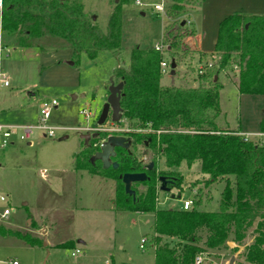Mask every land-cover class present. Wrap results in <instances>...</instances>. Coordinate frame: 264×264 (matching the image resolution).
<instances>
[{"label": "rangeland", "instance_id": "rangeland-1", "mask_svg": "<svg viewBox=\"0 0 264 264\" xmlns=\"http://www.w3.org/2000/svg\"><path fill=\"white\" fill-rule=\"evenodd\" d=\"M78 1L87 18H94L92 21L101 30H105L111 12L119 4L120 54L102 52L91 60L83 52L75 56L59 39L38 38L32 40L29 47L20 48L13 35H2L8 53L4 51L0 55V72L8 77L9 87L0 88V124L7 125L4 117L18 123L19 114L28 112V125L36 126L41 104L55 100L56 107L47 120V126L55 130L54 137L44 138L42 131L34 130L30 146L26 142H15L0 150V195L6 197V201L0 203V213L3 208L10 210L7 218H0V264H154V248L146 237L150 234L152 216L115 211L114 181L74 170L73 157L100 132L128 128L126 121L121 128L113 124L110 117L102 126H97L96 121L107 99L110 82H119L113 70L127 68L131 49L162 45L165 26L172 21L176 29L178 24H188L190 19L200 33L207 6L202 5L205 0H193L194 6L187 4L183 13L172 17L167 13L172 0H138L141 6L119 0ZM160 3L164 11L156 12L153 6ZM184 38L182 44L171 49L172 54L163 53L162 57L169 63L172 57L175 59L173 85L191 88L198 85V71L209 67L216 58L200 56ZM184 46L189 49L186 54L182 52ZM47 52L56 53L58 59L47 58L40 65L36 53ZM215 77L222 86L221 114L216 124L230 130L239 128L240 134L245 133L249 140L260 142L262 137L256 134L260 132L258 122L264 111V96L240 95L230 74L220 73ZM161 84L172 85L170 65ZM84 108L91 115L87 122L78 114ZM81 136H88L87 140ZM140 150L139 147L137 156H141ZM151 157L143 156L142 161L147 164ZM39 171H44V176ZM177 171L181 176L180 199L170 198V195H178L176 190L169 194L158 191L157 206L180 208L184 200L201 195V209L215 210L223 183L204 186L206 176L200 174L198 163L190 169L181 164ZM137 187L142 189L140 185ZM23 202L27 205L23 206ZM20 235L31 237L39 246L27 244ZM142 238L147 242L141 250ZM165 240L170 242L165 238L162 242ZM252 240L253 237L248 236L244 245H237L242 247L238 255L241 264H246L242 253ZM208 252L202 258L204 264H214L216 255L228 258L232 253L231 250Z\"/></svg>", "mask_w": 264, "mask_h": 264}, {"label": "trees", "instance_id": "trees-1", "mask_svg": "<svg viewBox=\"0 0 264 264\" xmlns=\"http://www.w3.org/2000/svg\"><path fill=\"white\" fill-rule=\"evenodd\" d=\"M187 4L194 6L193 0H172L168 15H180ZM174 26L173 21L165 26L162 45L166 49L135 47L130 51L127 68L113 70L114 77L123 83V114L116 125L123 128L126 121L128 128L100 132L74 155L73 168L114 181L115 211L152 216L146 237L154 248V264H195V258H203L208 251L228 250L227 242L244 245L248 236L253 240L244 247V262L264 264V120L258 123L263 135L260 142L244 141L239 128H220L216 119L221 114L222 86L214 80L220 73L230 74L239 94L264 96V15L235 12L223 18L211 53L216 61L198 71V85L191 88L161 84L163 53L172 54L171 49L182 44L184 37L194 34L190 23L178 24L176 29ZM1 30L3 35H13L20 48L47 37L63 41L75 56L83 52L91 60L102 52L120 54L119 4L111 12L105 30H101L87 18L78 0H3ZM188 51L184 46L183 54ZM110 136H121L128 143V148H114L110 160L118 164L117 169H103L100 160H91L99 151V143ZM139 147L141 156H137ZM143 150L152 156L151 171L145 170ZM195 163L200 174L206 176L204 186L223 183L215 210L201 209V195L193 196L188 210L158 207V177L172 181L170 191L180 194L181 176L177 170L181 164L190 169ZM141 172L147 179L132 184L134 196L127 195L121 176ZM20 238L39 246L29 236ZM163 238L170 242H162Z\"/></svg>", "mask_w": 264, "mask_h": 264}, {"label": "crops", "instance_id": "crops-1", "mask_svg": "<svg viewBox=\"0 0 264 264\" xmlns=\"http://www.w3.org/2000/svg\"><path fill=\"white\" fill-rule=\"evenodd\" d=\"M202 5L207 6L206 12L204 14L201 22H200V33L196 30V23L189 19L188 17V24H192L194 28V34L190 36H186L184 38V42L191 47V49L195 50L198 53L211 55L213 52L214 44L216 41V35L218 30V25L220 21L228 15H231L235 12H242L246 14H256V15H264V0H205ZM200 6V9L202 7ZM73 52V51H71ZM68 53H70L68 51ZM36 56L39 60V64L42 65V61L48 60L56 61L59 56H57L54 52H47L44 54L36 53ZM69 57V56H67ZM45 64V63H44ZM1 73V72H0ZM4 74V73H1ZM5 75V74H4ZM6 76V75H5ZM8 79V77L6 76ZM173 77H171L172 83ZM174 84V79H173ZM241 95V94H240ZM85 96V94H82ZM1 111V110H0ZM19 121L18 123H13L11 119H7L4 117V123L7 125L0 124L2 126L17 128L21 126H29V113L22 112L19 114ZM259 123V122H258ZM259 126V125H258ZM243 135H247L245 133H241ZM261 134L258 132L256 135ZM249 137V135H247ZM43 137V135H42ZM15 142H20L17 138H13L11 144L9 146H13ZM27 143V142H26ZM32 143H27L30 146ZM149 156V153L147 154ZM41 176H44V171H39ZM22 205H27V202H23ZM10 215V214H9ZM40 231H44V229H40ZM45 232V231H44ZM45 238V236H44ZM227 248L230 251H233L232 255H228V258H225L223 254L220 257L215 258L214 264H228L229 259L231 257L234 258L233 264H241L238 260V255L242 250V247L235 245L233 242H227ZM73 255V254H72Z\"/></svg>", "mask_w": 264, "mask_h": 264}, {"label": "water", "instance_id": "water-1", "mask_svg": "<svg viewBox=\"0 0 264 264\" xmlns=\"http://www.w3.org/2000/svg\"><path fill=\"white\" fill-rule=\"evenodd\" d=\"M117 2V0H116ZM94 20V18L92 19ZM174 69H175V64L173 61H171L170 64V76L173 77L174 75ZM216 79V77H215ZM173 84V79L172 83ZM123 83L118 82L117 84H114L112 81L110 82L108 86V96L105 101V103L102 106V109L100 111V114L97 118L96 125L97 126H102L106 121L107 118L110 117V121L113 124H116L121 121L122 119V114L123 111L120 107V93L122 90ZM261 118L264 120V112L261 114ZM88 136H81L83 140H87ZM115 147H122V148H128V143L126 142L125 138L121 136H110L107 138L106 141H104L100 146H99V151H97L94 156L91 158L93 159H98L102 163V168L107 169L111 167L112 169H117L118 164L116 162H111V158L114 156V148ZM143 156L147 155L146 151H143L142 153ZM154 167V164L152 162H148L145 165V170L146 171H151ZM147 179V176L145 172L141 173H125L121 176V181L124 185V192L129 195V196H134V191L131 189V185L134 183H142ZM158 191L164 192L169 194L170 188L168 187L169 184L172 183V181L166 179L164 176L158 177ZM171 199H180V195L178 194L177 196L170 195ZM43 242L46 245V240L43 238ZM234 258L231 257L229 259L228 264H233Z\"/></svg>", "mask_w": 264, "mask_h": 264}, {"label": "built area", "instance_id": "built-area-1", "mask_svg": "<svg viewBox=\"0 0 264 264\" xmlns=\"http://www.w3.org/2000/svg\"><path fill=\"white\" fill-rule=\"evenodd\" d=\"M2 3H3V0H0V55L4 51L8 53L7 48L3 45V41H2V35H3L2 30H1ZM135 4L139 6L143 5L138 0H135ZM153 9L156 12L164 11V7L162 3L154 5ZM153 48L156 51H163L164 49H166L164 45H155ZM168 67H169V63L166 62L165 60H163L160 63V70H161L162 75L166 74ZM6 87H9V81L4 74L0 73V88H6ZM55 107H56L55 100H52L49 103L41 104L39 106V119H38L36 126H21L17 128H12V127L0 125V150H4L5 148H7L11 144L13 138H17L20 142L29 143L30 137L34 130L42 131L44 138L54 137L55 130L47 126V120L50 116L52 109H54ZM78 114L82 116L86 120V122L90 119V116H91L89 110L85 108L80 110ZM257 136L262 137L263 135L259 134ZM243 140L244 141L249 140L248 136L244 135ZM5 201H6V197L4 195H0V203H3ZM191 206H192L191 199L184 200L181 204V208L183 210H188L191 208ZM9 214H10V210L8 208H3L2 212L0 213V218L5 219L9 216ZM146 242L147 241L144 238L140 240L139 248L141 250L145 248ZM201 262H202V257L199 256L195 258V264H201ZM12 264H16V262H12Z\"/></svg>", "mask_w": 264, "mask_h": 264}]
</instances>
